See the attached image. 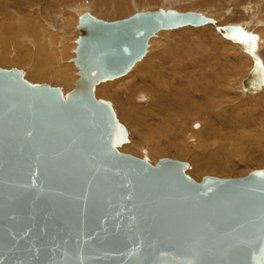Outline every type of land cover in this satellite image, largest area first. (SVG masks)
Segmentation results:
<instances>
[{"label":"water","instance_id":"obj_1","mask_svg":"<svg viewBox=\"0 0 264 264\" xmlns=\"http://www.w3.org/2000/svg\"><path fill=\"white\" fill-rule=\"evenodd\" d=\"M207 22L178 10L85 15L66 95L0 68V264H264V168L195 181L185 162L121 153L126 128L94 94L158 31ZM223 29L251 50L239 26ZM263 70L255 59L244 86L258 90Z\"/></svg>","mask_w":264,"mask_h":264},{"label":"bare ground","instance_id":"obj_2","mask_svg":"<svg viewBox=\"0 0 264 264\" xmlns=\"http://www.w3.org/2000/svg\"><path fill=\"white\" fill-rule=\"evenodd\" d=\"M33 1L36 2L37 0H28V3H31ZM46 1L60 3L59 1H63V0H46ZM72 1L73 0H64V2H66L65 4L67 5L63 7H67L68 9H70V7H73V9H75L74 11L76 12V14L80 15L79 18L81 21L82 18H84V16L87 15L86 13L89 7L88 5L85 4H83V6L85 5L84 7H81L80 4L79 6L74 5ZM119 2L120 4L115 5L113 8L114 11L120 12V14H116L117 16L122 15V13L125 12L124 9L126 7L124 6V3H126L124 0H119ZM174 2L175 4H178L181 1L165 0L163 2V6L161 5L159 7L155 6L156 7L155 9H162L165 11L174 10L172 9L175 6L173 4ZM2 8H3V4L0 3V9ZM95 10H92L93 12L91 16L94 15V18H97L100 15L99 14L96 15L97 13ZM102 10H104V7ZM45 12H47V10H45ZM142 12L145 11L143 10ZM50 13H54L55 16L58 15L57 13H55V10L53 9H50ZM31 14L33 13L31 12ZM23 20H27V22ZM35 20L36 19L23 18L21 20L22 21L21 23L18 21L19 22L18 28L21 31L17 32V34L15 33L16 35L14 34L13 42L15 45L18 43L21 46L23 45L24 49L20 50V52L17 54L18 56L14 57L16 59L13 60L9 58L7 52L4 53V49H3L1 50L2 52H0V61L1 63L6 61L4 66L10 65L11 68L13 66H17L19 65V62H23L20 59L23 50H25L28 54L26 63L29 64L30 62L29 64L30 68L28 69L27 72L28 75L30 76L23 75V79L28 82H32L34 84H37L38 82H41V84L48 83L49 85L51 83L53 84L57 83V85H53V86L59 87L62 93L66 95L73 89V85L71 87V82H73V75H72L73 72L71 73V71H73L74 69L72 64H67L68 61L67 62L65 61L68 60L69 57L72 58L74 56L71 53H68L70 47L72 49L76 47L70 44H63V42L62 44L61 43L59 44L58 40L56 42H49L47 39L38 38V33H34L33 35L30 34V36L28 35L29 38L27 40L20 41L21 37L24 35L22 31L26 30V28L28 27L29 28L32 27V25H35L37 23V22L35 23ZM68 22L66 24L70 23ZM13 24H14L13 22H10V27H12ZM50 24L52 25V23H50L48 20L46 25L50 26ZM228 25H235V24H228ZM224 26L222 28H224ZM236 26H239L241 28V25L239 24H237ZM181 27H185V26H181ZM41 28L42 30H44V27ZM178 28H174V29H178ZM241 30L243 31V28H241ZM82 31L84 33L86 32L84 31L83 26H82ZM77 32L81 34V30L78 29L76 33ZM157 33L154 36H156ZM244 33L247 35L249 34V36H251V50H246L243 45L237 43L231 38H228L224 31V35L226 36V38L231 40L236 46L239 47L240 50L246 53L248 52L250 57L254 56L252 57L253 65L255 59L262 62L263 60L261 59L263 57L262 56L263 53H261L260 49L264 48L263 45L260 44L257 45V41L255 40L256 38L254 39L252 37L253 33H248V32L247 33L244 32ZM154 36H151L148 39L147 43L150 42L152 37ZM59 40L62 41L63 36H61ZM7 41H8L7 36L0 35L1 45L4 46L7 43ZM196 47L194 46V48ZM147 48H149V46H147ZM204 48L200 47V49L202 50H204ZM256 48H258L260 51L257 50V52L255 53ZM7 49L8 48H6V50ZM63 51L68 54L59 57V54L63 53ZM147 51L148 50L146 49L145 54H147ZM145 54L143 56H145ZM152 55L153 56H151L150 59L148 58L149 62H145L142 64L143 65L142 69L138 68L136 75L138 78L133 77L131 72L130 74L127 75L126 74L128 72L127 71L126 73H124V75L125 74L127 75L126 77H122L111 82L112 85L113 84L117 85V83L120 84L117 89H113L114 91L110 93L107 92L106 89H105L106 91L101 89L103 90V92L105 91L103 94L104 97L111 98L114 101V106L117 109L116 110L117 112H115V116L117 113L118 117L122 121H124L123 123H125L126 125H128L127 123H129L130 125L129 128L131 131V135H130V131L126 129L128 136L129 135L130 136L129 138L127 136V141L117 146L118 151L124 153H127L128 151L129 152L132 151L134 154L137 155H139L137 153L139 152L148 156L153 151L160 150L161 153L164 152L166 155H173L181 159L189 158L190 163L187 164L189 168L187 166L188 169L186 171L184 170V173L186 172L187 174L194 176L198 181H201L202 178H204L205 176L219 177V175L222 176L223 174L225 175L230 174L231 172H233L231 170L234 168L235 171H237L236 170L237 163H235L236 156L239 157L237 160L241 159V161L247 158L248 156L249 159H251V162L254 163V161H252V159H254L258 166L264 167V147L263 148L261 147L262 148L261 154L257 156L258 154L257 153L255 156L254 153H256V151H260L259 145H257L254 142L253 135L250 133V131L244 132L245 129L247 127L249 128V125L252 124V121L254 120L255 117L249 118L248 116H245L244 114H241L239 112L241 105L239 103V95H238V92L240 91H243V93L247 95L260 94L261 92L259 91L264 90V83L261 84L258 90H251L246 88L243 83L245 78L248 76L247 74L246 77L241 81L243 88L242 89L238 88L239 90H237L235 86L236 83L233 86V83L230 82L233 79L231 78L230 80V78L226 76L225 70L223 71L221 69L222 72L218 74L221 76L218 75L216 76L215 74L210 73L211 72L210 70L205 72L204 69L205 66L202 65L203 64L202 61L198 60L197 57H195V55L193 56L191 52H188L187 59L177 57L176 54H171L170 52L165 50V48L159 49V51H157L155 54ZM236 57L238 58V56ZM51 58H53L54 64L49 65V61ZM141 58L139 60H141ZM229 59L232 60L231 57ZM139 60L137 61L139 62ZM225 60L222 62L219 61L218 65L224 66V68H226L228 71H231L232 67H235V65L237 66L239 65L236 64V61L232 62ZM239 60L242 61V63H244L243 61L244 59L241 60V57L238 58V61ZM134 63L137 62L135 61ZM248 64L249 63H247V65ZM47 65H49L48 67H50V72H52V80H50V78L47 77L45 74L46 70H48V67H46ZM76 67L79 68V66ZM235 69L237 68L235 67ZM263 76H264V70H263ZM44 78H47L48 80L42 82ZM108 82L109 81L107 80L106 81L101 80L95 86L98 87L102 84H107ZM131 89L133 90L132 93L129 92ZM141 90H145L146 92L145 91L143 92ZM198 119L202 122V126L205 125L204 129L195 130L198 128V125H200L198 123L199 121H197ZM119 122L121 121L119 120ZM145 123L151 125V127L145 128L144 126ZM255 128H251V129H255ZM251 131L253 132L254 130ZM249 144H251V148H252V149L250 148L251 149L250 151L248 148ZM148 145L156 149H152V148L150 149ZM199 148H201V151L198 152ZM194 150H196L195 153L193 152ZM252 153L254 154L255 157L252 155ZM241 163L243 164V162ZM244 165L242 166L244 167ZM10 223H12L10 219L4 220L5 225Z\"/></svg>","mask_w":264,"mask_h":264},{"label":"rangeland","instance_id":"obj_3","mask_svg":"<svg viewBox=\"0 0 264 264\" xmlns=\"http://www.w3.org/2000/svg\"><path fill=\"white\" fill-rule=\"evenodd\" d=\"M124 1L126 2V3H124V6H126L124 9L125 12L122 13V15H118V16L116 14H120V12L114 11L113 8L115 5L120 4L119 0H75V1L73 0L72 3L74 5H78V6L80 4L81 7L88 5L89 8H88V11L86 14L91 15L93 12L92 10L96 9L95 11L97 14L96 13L95 14L100 15L99 17L95 16V17H97V19L100 18V20H102V21L113 22V21H117V20L127 18L130 15H133L134 12L136 13L138 11V9H139L138 12H142L143 10L146 12V11L155 9L156 8L155 6H157V7H159L160 5L163 6V2L165 0L164 1L163 0H124ZM180 1L181 2L178 4H175V2H174L173 4L175 6L172 9L178 10L181 12H185V11L199 12V13L205 15L206 17L212 18L213 22H207L206 24H204L202 26H198V27L185 26V27H181L178 29H169V30L159 31L157 33V35L152 37L151 41L148 42L149 48H147V50H148L147 54H145V56H143L141 58V60H139V62L136 61L138 64L134 63L129 68V70L126 74L128 75L131 72L133 77L138 78L136 76L138 68L142 69L143 68L142 64L145 62H149V59L151 58V56H153L152 54H155L157 51H159V49L165 48V50H167L171 54H176L177 57H181L184 59H187L188 52H191L193 56L195 55V57H197L198 60L202 61V63H203L202 65L205 66V68H204L205 72L210 70L211 71L210 73L215 74L217 76L219 73L222 72L221 69L223 71L225 70L226 76L229 77L230 80H231V78L233 79L232 81H230L233 83V86L236 83L235 84L236 89L237 90H239L238 88L242 89L243 87H242L241 81L246 77V75L248 74L247 72H249L250 69L252 68L251 67V66H253L252 57H254V56L250 57L248 52L247 53L243 52L231 40L227 39L226 36L224 35V31H223L222 27L224 25H228V24H235V25L239 24V25H241V28H243L244 32L253 33L252 37L254 39L256 38L255 40L257 41V45L260 44V45H263V47H264V0H261V1L260 0H180ZM33 2H35V1H33ZM33 2L28 3V0H0V3L3 4V8L0 9V35L8 37V41L4 46L0 44V52H2L1 50L4 49V53L7 52L8 56L11 60L16 59L14 57H17L18 56L17 54L20 52V50L24 49L23 45L21 46L19 43L15 45L13 42L14 34L15 33L17 34V32L21 31L18 28L19 22L21 23L22 22L21 20L23 18L36 19L37 21L35 20V23L36 22L37 23L35 25H32V27H30V28L28 27V28H26V30L22 31L24 33V35L21 37L20 41L27 40L29 38L30 34L33 35L34 33H38V38L47 39L49 42H56L58 40L59 44L60 43L62 44V42H63V44H70V45L76 47L74 49H72L70 47L68 53H71L74 56L72 58L69 57L68 60L65 61V62L68 61L67 64H72V66H73L74 70L71 71V73L73 72L72 73L73 82H71V87L73 85V88H74L75 87V81L79 77V75H78L79 68L76 67L77 65H76L74 59L77 57V48L79 46L80 40L85 35V33L82 31V25H81L82 20L80 21V18H79L80 15L76 14V12L74 11L75 9H73V7H70V9H68L67 7H63L65 5H67V4H65L66 2H64V0L59 1L60 3L46 1V0H37L35 3H33ZM49 2H51V3H49ZM68 4H70V3H68ZM83 4H85V5L83 6ZM103 7H104V10H102ZM169 7H170V4H169ZM50 9L55 10V13H57L58 15L55 16L54 13H50ZM45 10H47V12H45ZM98 10H99V12H98ZM160 10H162V9H160ZM121 11H122V9H121ZM162 11H165V10H162ZM31 12L33 14H31ZM47 13H49L50 15ZM72 13H73V15H72ZM47 15L50 17H48ZM36 16H38V17H36ZM92 17H94V15ZM46 18H47V20H46ZM48 20L50 23H52V25L51 24H50V26L46 25ZM23 21L27 22V20H23ZM10 22L14 23L12 27H10ZM67 22L70 25L66 24ZM41 27H44V30H42ZM15 28H16V30H15ZM10 29H12V30H10ZM78 29L81 30V34H79L78 32L76 33V31H78ZM73 31H75V32H73ZM61 36H63L62 41L59 40ZM201 43H202V45H201ZM196 44H198V45H196ZM194 46L195 47L197 46L198 48L197 47L194 48ZM199 46L203 47V48L205 47L206 49L204 48V50H202V49H200ZM6 48H8V49L6 50ZM257 50H259V49L256 48L255 53L257 52ZM260 50H261V53H263L262 56L264 57V48H261ZM68 53H65L63 51V53L59 54V57L66 55ZM27 56H28L27 52L25 50H23V52L21 54V59H20L23 62H19V65L12 67V68L17 67V69L22 70L24 76H30L27 73L28 69L30 68V65H29L30 62H29V64L26 63L27 62ZM236 56H238V58L241 57V60L244 59L243 60L244 63H242V61H240V60L238 61V58ZM230 57L232 60L229 59ZM263 57H262V59L261 58L260 59L264 61ZM223 59L224 60L226 59L225 61H232V62L236 61V64H239L238 66L235 65V67L237 69H235V67H232L231 71H228L226 68H224V66L218 65L219 61H221V62L224 61ZM263 61H262V63L264 64ZM5 62L1 63V61H0V68H2V66H3L2 69H5V68L6 69H12L10 67V65L4 66ZM247 63H249V64L247 65ZM51 64H54L53 58H51L49 61V65H51ZM49 65H47L46 67H48ZM240 65H241V67H240ZM45 74L47 77L50 78V80H52V72H50V67H48V70H46ZM126 74L125 75L123 74L120 77H118V76L114 77L113 79L112 78L104 79L102 81L107 80L109 82L107 84H102L98 87L95 86L96 88H94V94H95L97 99L103 100L106 102H108V101L110 102V104L112 106V110L114 112V115H115V112H117L116 111L117 109L114 106V101L111 98L104 97L103 94L106 90H107V92L110 93V92L114 91L113 89H117L120 84L119 83H117V85L113 84L114 85L113 86L111 84V82L116 80V79L126 77L127 76ZM218 76H221V75H218ZM45 80H48V79L44 78L42 80V82H44ZM29 83L34 84L32 82H29ZM39 83L41 84V82H38L37 84H39ZM51 84L50 85L52 87H56L53 85H57V83H54V84L51 83ZM97 89H99V90H97ZM101 89H103V90L106 89V90L103 92V90H101ZM132 91L133 90L131 89L129 92L132 93ZM141 91L144 92L145 90H141ZM263 91L264 90L259 91V92H261L260 94H250L251 96L243 93V91L238 92L239 103L241 105L239 112L241 114H244L245 116H248L249 118L255 117L254 120L252 121V124L249 125V128L247 127L246 128L247 130L245 129V131H244V132L250 131V133L253 135L254 142L257 145H259L260 151H256V153L253 152L255 154V156L257 153H258L257 156L260 155L262 152L261 150L264 147V123H263L264 122V92ZM101 92H102V94H101ZM98 95H99V97H98ZM256 111H258V112H256ZM116 116L118 119L116 118ZM116 116H115V118L117 119V121L119 122V120H120L121 122H119V123L123 124L125 126V128L130 131L129 123L126 122L128 124V125H126L125 123H123L124 121H122L118 117L117 113H116ZM259 116H260V118H259ZM197 121H199L198 123L200 125H198V128L195 130L204 129L205 125L202 126V122L199 119ZM255 123H257V124H255ZM260 123H262V124H260ZM144 126H145V128L151 127V125H149L147 123H145ZM251 128H255V129H251ZM190 129H191V127H190ZM251 130H254V131L252 132ZM259 130H260V133H259ZM255 131H257V132H255ZM254 134L259 135V136H256ZM130 135H131V131H130ZM127 136H128V134H127ZM129 136H128V138H129ZM256 138H257V140H256ZM162 143H163V141H162ZM261 143H262V145H261ZM249 146H248V148L250 151L252 149L251 144H249ZM148 147L150 149L152 148L149 145H148ZM152 149H156V148H152ZM199 151H201V148L198 149V152ZM193 152L195 153L196 150H194ZM121 153H124V152H121ZM137 153L139 155L134 154L132 151H130V152L128 151L126 154H131L133 156L139 157L141 159H145L147 161L149 160L148 162L153 164V165L156 164L162 158L177 159V160L185 162L187 164L190 163L189 158H188L189 159L188 160L187 158L181 159V158L175 157L173 155H166L164 152L161 153L160 150L153 151L152 152L153 154L150 153V155H148V156L144 155L142 153H139V152H137ZM253 153H252V155L254 156ZM148 157H149V159H148ZM238 158L239 157H237V156L235 157V163H237V165H236L237 171H235V168H234L231 170L233 172H231L230 174H226V175L223 174L222 175L223 177L219 175V177L236 178V177L245 176L254 169H263L264 168L262 166H258L254 159H252V161H254V163L251 162V159H249L248 156H247L248 159L245 158L242 161H241V159L237 160ZM241 162H243V164ZM242 165H244V167ZM237 167H238V169H237ZM188 168H189V166H188ZM188 168H186L185 171ZM241 171H242V173H241ZM185 174L188 175V177H190V178H194L193 180L198 181L194 176L189 175L186 172H185ZM215 177H217V176H215Z\"/></svg>","mask_w":264,"mask_h":264}]
</instances>
